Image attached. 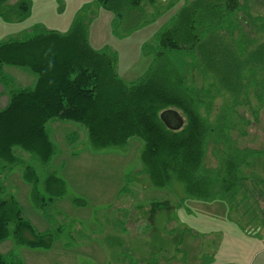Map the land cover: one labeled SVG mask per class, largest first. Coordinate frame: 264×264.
<instances>
[{"label":"rangeland","instance_id":"obj_1","mask_svg":"<svg viewBox=\"0 0 264 264\" xmlns=\"http://www.w3.org/2000/svg\"><path fill=\"white\" fill-rule=\"evenodd\" d=\"M191 1L154 0L135 7L126 0H3L0 17L9 19L8 9H15L16 20L4 22L9 25L4 42L26 39L38 30L67 33L82 21L91 46L113 55L117 72L128 83L161 61L184 68L187 84L202 89V115L218 127L206 141L202 172L218 180L236 149L263 151L249 155L240 168L253 197L237 206L229 198L189 197L180 182L157 187L143 171L142 139L132 137L125 146L94 150L81 124L54 118L47 130L56 152L48 164L20 147L14 149L17 163L0 159V197L15 199L36 234L52 235L50 247H31L18 241L10 223L9 236L0 241V253L8 262L264 264V192L263 185L255 186L252 180L264 179V59L250 60L264 41L263 24L251 20L264 18V0H240L246 9L222 25L226 42L214 39L218 48L226 46L236 56L230 61L233 67L250 60L242 74L246 93L237 104L230 93L217 89L219 73L200 74L198 54L182 50L159 57L162 33ZM17 11L28 14L20 18ZM2 75L10 90L34 87L37 79L30 68L15 65H5ZM175 110L185 125V115ZM28 166L36 171V186L26 178ZM50 174L65 181L63 196L49 199ZM241 199L239 194L237 201Z\"/></svg>","mask_w":264,"mask_h":264},{"label":"trees","instance_id":"obj_2","mask_svg":"<svg viewBox=\"0 0 264 264\" xmlns=\"http://www.w3.org/2000/svg\"><path fill=\"white\" fill-rule=\"evenodd\" d=\"M126 1L135 7L145 1L154 2ZM23 6L26 9L27 3L24 2ZM246 7L240 0L191 1L181 9L173 26L162 33L159 57L182 50L198 54L200 74L219 73L221 81L216 75L217 89L230 93L237 104L248 86L242 76L243 69L250 60L264 59V41L258 43L256 57L233 67L230 61L236 56L226 46L218 48L214 39L218 37L226 42L221 32L223 23ZM262 18L258 16L251 20L253 24L260 21L264 26ZM240 20L238 16V24ZM5 65L30 68L37 81L32 88L11 91L8 105L0 109V159L3 161L17 163L19 159L14 149L20 147L48 164L56 146L48 134L47 123L58 118L81 124L94 150L125 146L132 137L142 139L143 171L157 187L180 182L189 197L203 201L229 198L237 206L253 197L254 191L246 187V178L239 175L240 168L249 155L263 151L236 149L226 160L224 172L218 180L202 172L206 141L212 133H218V127L202 115V89L187 84L184 68L161 61L151 66L138 81L128 83L117 72L115 57L91 46L87 28L80 20L67 33L38 30L26 39L0 43L2 79ZM168 109L183 112L186 118L183 127L178 130L167 127L161 113ZM26 178L36 186L38 177L33 167H27ZM252 180L257 182L255 186L263 185L264 192V179ZM46 190L49 199L63 196L65 181L50 174L46 179ZM239 194L242 199L238 202ZM10 223L15 225L20 243L31 247L51 246L52 235L36 234L23 218L14 198L0 197V241L9 236ZM26 232L32 237H27ZM0 264L22 262L10 263L0 253Z\"/></svg>","mask_w":264,"mask_h":264},{"label":"crops","instance_id":"obj_3","mask_svg":"<svg viewBox=\"0 0 264 264\" xmlns=\"http://www.w3.org/2000/svg\"><path fill=\"white\" fill-rule=\"evenodd\" d=\"M8 10L11 12V17H9V19L4 20V18L0 17V43L4 42V36H3L4 28H7V26H9V25H5L4 22H8V21L14 22L16 20V18H15V13H16L15 9L12 7L10 9H8ZM1 31H3V32L1 33ZM9 39H6L5 41H8ZM33 81H35V83H36L37 79L34 78ZM11 91H13V90L8 89L6 87V85H5L4 80L2 78H0V109H3V108H5L8 105L9 99H10L9 98V93Z\"/></svg>","mask_w":264,"mask_h":264},{"label":"water","instance_id":"obj_4","mask_svg":"<svg viewBox=\"0 0 264 264\" xmlns=\"http://www.w3.org/2000/svg\"><path fill=\"white\" fill-rule=\"evenodd\" d=\"M161 118L164 123L173 130H178L184 125V118L175 109H168L161 113Z\"/></svg>","mask_w":264,"mask_h":264}]
</instances>
